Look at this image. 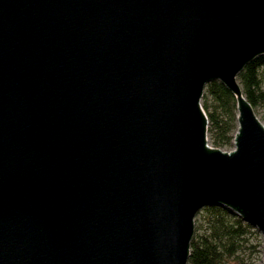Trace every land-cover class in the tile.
Masks as SVG:
<instances>
[{
    "label": "water",
    "instance_id": "water-1",
    "mask_svg": "<svg viewBox=\"0 0 264 264\" xmlns=\"http://www.w3.org/2000/svg\"><path fill=\"white\" fill-rule=\"evenodd\" d=\"M263 57L264 0H0V264H189L209 207L264 243V122L239 82ZM213 82L231 151L209 143Z\"/></svg>",
    "mask_w": 264,
    "mask_h": 264
},
{
    "label": "trees",
    "instance_id": "trees-1",
    "mask_svg": "<svg viewBox=\"0 0 264 264\" xmlns=\"http://www.w3.org/2000/svg\"><path fill=\"white\" fill-rule=\"evenodd\" d=\"M248 102L264 121V57L248 65L239 76ZM209 119L208 138L217 149L233 147L238 128L237 102L220 82L206 87L202 99ZM191 244L189 264H259L264 256L258 233L230 211L209 207L201 211Z\"/></svg>",
    "mask_w": 264,
    "mask_h": 264
},
{
    "label": "rangeland",
    "instance_id": "rangeland-1",
    "mask_svg": "<svg viewBox=\"0 0 264 264\" xmlns=\"http://www.w3.org/2000/svg\"><path fill=\"white\" fill-rule=\"evenodd\" d=\"M259 117H260V119L262 118L260 115H258ZM262 120V119H261ZM263 121V120H262ZM264 122V121H263ZM210 143V142H209ZM211 145V144H210ZM212 146V145H211ZM213 147V146H212ZM233 148H234V145H233V147L231 148V149H228V150H223V151H231V150H233ZM201 212L199 213V215L197 216V218H196V220H197V223H200L201 222V220H202V218H201ZM256 231V230H255ZM257 232V231H256ZM258 233V235L260 236V239L262 240V242H263V239H262V236H261V234L259 233V232H257ZM263 245H264V243H263ZM263 249H264V246H263ZM263 259H264V256L262 257V261L259 263V264H262V262H263Z\"/></svg>",
    "mask_w": 264,
    "mask_h": 264
}]
</instances>
